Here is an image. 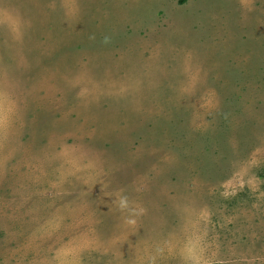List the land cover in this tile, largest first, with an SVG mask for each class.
Returning <instances> with one entry per match:
<instances>
[{
    "label": "rangeland",
    "instance_id": "obj_1",
    "mask_svg": "<svg viewBox=\"0 0 264 264\" xmlns=\"http://www.w3.org/2000/svg\"><path fill=\"white\" fill-rule=\"evenodd\" d=\"M0 264H264V0H0Z\"/></svg>",
    "mask_w": 264,
    "mask_h": 264
}]
</instances>
